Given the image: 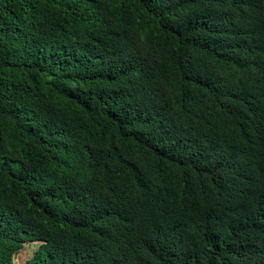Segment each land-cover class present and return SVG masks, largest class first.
<instances>
[{
	"label": "trees",
	"instance_id": "obj_1",
	"mask_svg": "<svg viewBox=\"0 0 264 264\" xmlns=\"http://www.w3.org/2000/svg\"><path fill=\"white\" fill-rule=\"evenodd\" d=\"M264 264V0H0V264Z\"/></svg>",
	"mask_w": 264,
	"mask_h": 264
},
{
	"label": "rangeland",
	"instance_id": "obj_2",
	"mask_svg": "<svg viewBox=\"0 0 264 264\" xmlns=\"http://www.w3.org/2000/svg\"><path fill=\"white\" fill-rule=\"evenodd\" d=\"M38 241L26 242L24 247L15 255V264H25L26 261L34 254Z\"/></svg>",
	"mask_w": 264,
	"mask_h": 264
},
{
	"label": "water",
	"instance_id": "obj_3",
	"mask_svg": "<svg viewBox=\"0 0 264 264\" xmlns=\"http://www.w3.org/2000/svg\"><path fill=\"white\" fill-rule=\"evenodd\" d=\"M27 261H28V260H27ZM27 261H26V263H27ZM26 263H25V264H26Z\"/></svg>",
	"mask_w": 264,
	"mask_h": 264
}]
</instances>
